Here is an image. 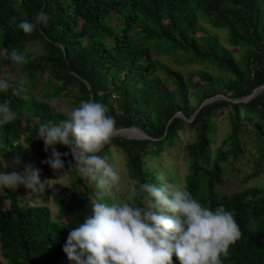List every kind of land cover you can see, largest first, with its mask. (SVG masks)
Here are the masks:
<instances>
[{"label": "trees", "instance_id": "obj_1", "mask_svg": "<svg viewBox=\"0 0 264 264\" xmlns=\"http://www.w3.org/2000/svg\"><path fill=\"white\" fill-rule=\"evenodd\" d=\"M41 11L51 17L47 27L26 35L16 26ZM209 27L226 29L239 57ZM9 46L32 49L28 63L14 64ZM188 66L199 69L181 70ZM0 71L24 79L30 96L23 101L11 91L0 93V101L9 100L17 113V120L0 128V141L11 147L5 171H24L29 149L45 148L39 126L65 118L56 98H73L75 106L103 103L116 129L137 127L151 137L114 136L99 153L110 160L113 148L125 157L131 202L140 205L139 184H159L161 175L177 185L179 172L163 164L164 153L184 140L183 189L210 209L224 205L241 230L223 264H264V186L220 191L228 184L225 167L239 171L235 164L249 153L254 170L245 182L264 175V91L248 102L219 98L202 106L219 95L244 98L264 84V0H0ZM47 84L52 87L42 89ZM223 111L229 131L214 150ZM50 155L51 149L44 150L41 162ZM62 159L70 187L59 198L57 220L48 205L2 190L10 201L0 209L6 264H74L63 248L71 228L91 214L96 189L71 171L72 154ZM40 170L45 181L50 166L43 163ZM173 264H180L175 255Z\"/></svg>", "mask_w": 264, "mask_h": 264}, {"label": "clouds", "instance_id": "obj_2", "mask_svg": "<svg viewBox=\"0 0 264 264\" xmlns=\"http://www.w3.org/2000/svg\"><path fill=\"white\" fill-rule=\"evenodd\" d=\"M12 18V23L16 22ZM51 17L39 12L32 21L20 20L16 26L26 35L47 27ZM9 58L18 65L28 63L32 49L23 51L9 46ZM28 101L27 82L13 80L0 71V93H8ZM108 107L94 100H85L65 113L58 123L41 124L38 138L45 151L51 149L46 163L54 170L65 168L62 144L71 150L75 163L71 171L93 184L96 200L91 214L72 227L63 251L74 264H173L175 255L180 264H223L229 250L241 237V230L232 211L219 205L214 210L204 206L191 192L182 189L163 175L159 184L140 183L135 193L140 205L131 197L122 199L125 191L119 166L100 155L110 144L116 131V120ZM17 120L10 101H0V128ZM9 143L0 141V190L15 191L24 186L29 191H43L41 170L29 164L22 172L5 171L4 154ZM66 155V154H65Z\"/></svg>", "mask_w": 264, "mask_h": 264}, {"label": "rangeland", "instance_id": "obj_3", "mask_svg": "<svg viewBox=\"0 0 264 264\" xmlns=\"http://www.w3.org/2000/svg\"><path fill=\"white\" fill-rule=\"evenodd\" d=\"M211 31L214 33H217L220 35L221 43L228 47L231 51L235 52L237 57L238 55V49L231 46L228 42V31L226 29H214L209 27ZM170 63V62H169ZM174 68L179 69L178 65L174 63H170ZM199 67L197 66H188L184 69H181L184 72H189L193 70H197ZM18 71L13 72L14 75H16ZM212 72L216 73V70H212ZM48 87L50 89L52 86L50 84L44 85L42 89H45ZM55 102L60 106V108L67 110H70L72 107H75L74 105V99L72 98L70 101H67L64 97H58L56 98ZM228 112L223 111L220 114V118L218 120V139L215 144L214 150L216 148H219L222 146V141L226 136L228 135L229 131V118L227 117ZM183 146H184V140L179 143L177 147L170 150L168 153H164V160L163 164L169 165L172 167V170L177 169L179 172V182L177 183V186L183 189L184 187V178L187 174V168L185 166V163L183 161ZM45 148L43 147H34L30 148L28 151V164L33 165L34 167L40 168L41 165V158L42 154L44 152ZM252 155L249 153L242 157V160L238 163H236V168L239 169V171H235L231 166L225 167V175L228 180V184L226 188L220 189L221 192L225 193H233L235 191L244 190L246 188H250L253 186H264V175L260 178L252 179L248 182H245V177L253 172L254 170V163L252 161ZM109 162L116 163L123 176V180L126 184L125 191L119 193L118 195L124 199L127 197H131L130 193H128V188L130 178L128 176L127 167H126V160L125 157L116 152L112 148V156L110 157ZM157 163H154L156 165ZM170 171V170H168ZM178 180V176L176 175V171L171 174ZM45 188L43 191H29L24 186H20L16 191L24 197L27 202H31L32 204H39V205H48L50 209L52 210V217L54 220L58 219L59 214V198L66 193V189L70 187V181H69V175L66 173L65 168L62 170H54L50 167V170L46 176L45 179ZM46 197V198H45ZM10 201L4 197V194L2 190H0V209H7L9 208ZM0 259L3 261L4 264L7 262L4 260V258L1 255L0 251Z\"/></svg>", "mask_w": 264, "mask_h": 264}, {"label": "water", "instance_id": "obj_4", "mask_svg": "<svg viewBox=\"0 0 264 264\" xmlns=\"http://www.w3.org/2000/svg\"><path fill=\"white\" fill-rule=\"evenodd\" d=\"M264 91V84L261 85L260 87L256 88L253 93H251L249 96H246L244 98H241V99H230L224 95H219V96H216V97H213L211 99H208L206 100L202 106L216 100V99H219V98H224V99H229V100H233L235 102H238V101H245V102H248L250 100H252L253 98H255L257 95H259L260 93H262ZM182 114V113H181ZM179 115V114H177ZM183 115V114H182ZM127 131H132L134 132V134H128L126 133ZM114 136H123V137H128V138H136V139H145V138H151L149 135H147L143 130L137 128V127H131V128H120V129H116L115 131V135ZM113 136V137H114ZM71 154V152H63L62 154ZM48 159V158H47ZM45 159V161L47 160ZM43 165V162L41 163L40 165V168L41 166ZM39 168V169H40Z\"/></svg>", "mask_w": 264, "mask_h": 264}, {"label": "bare ground", "instance_id": "obj_5", "mask_svg": "<svg viewBox=\"0 0 264 264\" xmlns=\"http://www.w3.org/2000/svg\"><path fill=\"white\" fill-rule=\"evenodd\" d=\"M126 133H128V134H134V132H132V131H127Z\"/></svg>", "mask_w": 264, "mask_h": 264}]
</instances>
